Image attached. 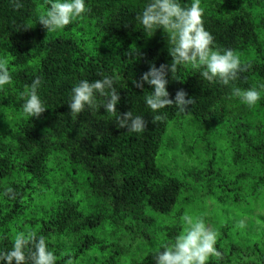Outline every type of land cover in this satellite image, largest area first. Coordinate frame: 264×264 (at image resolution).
<instances>
[{
	"label": "trees",
	"instance_id": "trees-1",
	"mask_svg": "<svg viewBox=\"0 0 264 264\" xmlns=\"http://www.w3.org/2000/svg\"><path fill=\"white\" fill-rule=\"evenodd\" d=\"M147 3L86 0L85 14L48 33L38 18L49 0H0L12 77L0 89V193L13 190L0 195V248L31 229L56 264H154L153 247L173 241L189 212L218 233L222 255L209 264H264V0H200L213 48L233 50L244 70L224 85L178 66L166 87L170 99L193 98L183 112H153L151 86L133 83L171 63L169 36L137 20ZM102 75L114 79L117 111L143 117L142 132L117 128L102 107L71 115L73 86ZM36 77L47 109L31 118L20 92ZM252 87V107L233 95Z\"/></svg>",
	"mask_w": 264,
	"mask_h": 264
},
{
	"label": "clouds",
	"instance_id": "clouds-1",
	"mask_svg": "<svg viewBox=\"0 0 264 264\" xmlns=\"http://www.w3.org/2000/svg\"><path fill=\"white\" fill-rule=\"evenodd\" d=\"M86 11V0H49V6L40 14L38 22L48 33H53L62 30ZM202 16L200 0H193L187 7L182 6L180 0H148L138 14L137 20L145 33L151 35L158 29L162 30L172 44L170 64L159 68L150 66L139 80L133 81L137 88H142L145 83L151 86V94L146 97L145 103L153 112L168 106H175L183 112L194 103L192 97L185 98L187 93L183 90L176 92L174 100L169 98L167 76L175 73L178 66L202 67L200 76L209 82L219 80L224 85H229L244 70L240 57L233 50L213 48V37L204 28ZM7 54L6 50L0 53V89L12 80ZM114 84V79L107 75L93 81L81 80L71 89L68 103L71 115L77 117L86 107H102L105 113L115 117L117 128L142 132L146 127L143 117L133 116L131 111L122 114L117 111L120 95ZM40 85L41 79L36 77L20 92L22 112L31 118H38L47 109L38 94ZM260 89H264V85H260ZM233 95L249 107L261 99V91L255 87L246 90L235 88ZM12 192L11 188H6L0 195L8 196ZM181 221L183 230L173 241L160 242L153 247L151 255L154 264H209L210 258H221L222 254L216 248L218 233L207 226L202 217L185 212ZM56 261L57 257L48 248L46 238L31 229L16 233L11 249L0 248V264H56ZM67 264H73V261L69 259Z\"/></svg>",
	"mask_w": 264,
	"mask_h": 264
},
{
	"label": "rangeland",
	"instance_id": "rangeland-1",
	"mask_svg": "<svg viewBox=\"0 0 264 264\" xmlns=\"http://www.w3.org/2000/svg\"><path fill=\"white\" fill-rule=\"evenodd\" d=\"M209 227H211L210 225H208Z\"/></svg>",
	"mask_w": 264,
	"mask_h": 264
}]
</instances>
